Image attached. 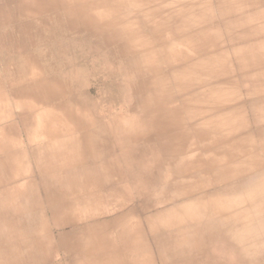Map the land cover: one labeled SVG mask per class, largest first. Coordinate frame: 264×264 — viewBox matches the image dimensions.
<instances>
[{"label": "crops", "instance_id": "0c3cea01", "mask_svg": "<svg viewBox=\"0 0 264 264\" xmlns=\"http://www.w3.org/2000/svg\"><path fill=\"white\" fill-rule=\"evenodd\" d=\"M177 1H188L192 7L190 18L182 20L186 34L194 35L196 30L220 25L209 21L210 10L202 6L204 13L198 11L202 1ZM23 3L17 0L15 12L0 3V63L5 52L3 43L12 41L18 48L13 59L14 70L5 73L0 65V238H5L7 230L17 246L27 239H30L29 244L37 243L41 236L35 230L36 222L42 220L43 226H40L46 228V234L50 231L54 235L57 230L56 242L69 256L71 264H152L145 251L147 242L148 251L154 253L155 264H245L248 261L256 264V260L264 264L261 262L264 254L258 255L261 250H252L250 242L252 239L255 243L256 238L253 222L264 213V78L249 77L235 66L233 72H237L233 77H221L216 79L218 82L205 85L206 90L209 85L220 87L216 90L221 91L220 95H215L220 96L219 104H213V95L207 92L205 99L209 105L205 110L189 115L173 114L185 117L183 122L179 120V126L195 133L197 146H183L184 154L178 153L174 144L165 151L163 138L168 134L161 133L163 141L158 137L155 156L147 164L148 146L136 153L128 143L127 136L135 131H129L127 125H109L125 115L110 110L106 115L94 112L95 119L105 125L66 129L39 125L41 118L46 119L48 109L58 110L68 101L64 93L73 77L69 73L53 77V71H44L43 77L29 76V66L41 68L33 53L37 37L44 36L54 42L47 29L42 34L38 22L43 18L53 21L54 16L46 10L45 17L39 18L41 4L38 0H34L29 9H25ZM130 10L129 16L149 19L146 27L149 34L156 36L160 32L161 15L139 7ZM202 19L201 23L193 24ZM13 20L27 24L23 23L20 32L15 31L10 23ZM175 26L178 30L182 28ZM57 35L61 40L55 38L56 44H60L63 51V43L70 37L68 28H62ZM21 41L23 44L19 45ZM21 68L28 72L24 77ZM57 84L65 88L54 90L53 85ZM37 85L44 86V95L36 89ZM139 132L143 136V132ZM52 133L59 134V143L65 145L62 156L72 150L67 145H73L71 152L75 151L80 157L70 164L64 159L67 165L54 172L40 167L48 164L45 151L56 143L50 141ZM209 155L214 157L209 158ZM133 161H140V170L132 169L129 162ZM101 162L108 164L110 171ZM183 163L188 169L179 171L177 166ZM87 170L94 172L90 173L94 186L85 180ZM63 173L79 181L77 189L66 188L76 195L73 197H77L75 202L79 200V203L71 204L72 209L60 210V216L54 218L49 197L55 195L56 189L49 182L54 176L63 180ZM73 173L76 176H72ZM85 189L89 196H85ZM87 197L92 202L83 205ZM259 227L264 228V223L258 222ZM72 241L76 247L69 250L68 243Z\"/></svg>", "mask_w": 264, "mask_h": 264}, {"label": "bare ground", "instance_id": "6f19581e", "mask_svg": "<svg viewBox=\"0 0 264 264\" xmlns=\"http://www.w3.org/2000/svg\"><path fill=\"white\" fill-rule=\"evenodd\" d=\"M38 1L41 4V8L39 6L37 14L39 18L45 17L47 13L46 10H48L50 15L54 16L53 21L48 18L47 21H45L43 18V20L41 19L38 22L39 29L43 30L42 34H44L45 29L48 30L51 40L54 39L53 44H56L55 38L58 37L57 34H59V31L67 27L70 37L75 36L78 39L86 38L87 41L91 43L92 49L94 51L96 50L99 56L103 54L105 61L110 60L108 55L111 53L118 56L122 54L126 57L125 61L127 60L128 63L132 60L135 61V67L139 68L138 71H140L142 75L141 78L148 84V89L145 90L142 87L141 93L137 98H128L127 95H129V93H126V106L129 108V114H127L128 116L126 119L128 118L130 120V124H126L123 118L120 117L109 122V125H127L129 126V131H135L131 136H127L128 143L131 145L130 148L133 149V152L136 153H138V151L141 152L143 146H148L149 154L147 164L150 163L152 156H155L156 140L158 137H163L158 132L168 134L163 138V149L165 151H168L172 144H174L175 150L178 153L183 152V150H181L183 149L182 147L188 144H191L194 148L197 146L198 142L195 133L192 131L190 132L187 128H180L179 126V120L183 122L185 117H174L173 114L189 115V113L194 114V112L200 109L205 110L208 107L207 105H209L205 99V94L207 92L213 95V104H219L220 96L215 95H218L217 93L220 95L221 91H216L220 87L218 85H209V90H206L205 85L209 84L211 81L215 83L217 81L216 79L221 77H233L232 72L234 70H232V68L235 66H239L242 72L249 77L251 76L254 79L257 77L264 78V0H215V4L202 2V6L206 10H211V7L215 8L220 18H217V20H220L221 23L220 25H214L212 29L196 30L194 35L186 34V30H184L185 27L182 20H188L192 12V7L190 8L188 1L185 0V2L181 3H177V0ZM45 2H47V4H45ZM134 6L140 9L144 8L146 12L152 11L162 16V27L156 36L146 31L147 24L149 23L147 21H149V19L144 21L143 19H137L128 15L127 11L132 7L135 8ZM61 16L64 17V20L60 19ZM66 17L68 18L67 20L65 19ZM202 21L203 19L194 23L192 21V23L195 25ZM175 25H177V27L179 25L182 28L178 30ZM141 27H144V29H141ZM83 33H85V36ZM57 39V41L61 40L60 37ZM65 40L64 38L63 41ZM64 45L65 43H63V49ZM229 51H231V53ZM230 61H233L234 64H230ZM29 68V76H45L42 68L36 66H29ZM22 69L23 68H21V70ZM106 69L108 70V68ZM164 70L170 71L171 74H162L161 72ZM80 72L82 71L78 69L77 71L66 70L65 72H61L62 76L64 73H69L72 74L73 77L72 81H68L67 89H65L64 93L68 101L66 103L64 102L63 107L58 110L55 108L48 109L46 111V116H44L46 119L41 118L39 122L37 121L39 125L47 124L52 125V127L57 125L59 128L62 127V129H66V127L71 128L74 126L80 127L94 124L105 125L102 124L99 119H95V114L93 115L94 112H97L100 103H96L92 101L91 98L85 97L82 88L79 89L78 85L82 82V77L80 78L82 74ZM27 73L28 72H26V74ZM58 74L60 73L56 70L53 71V77H57ZM134 75L135 74H133V76ZM149 76H151L150 79H148ZM170 76H172V78ZM156 79L159 80V84L163 87H155V85H157ZM173 80L175 82H173ZM65 86L57 84L53 85V88L59 91L64 89ZM258 86L260 87L262 85ZM36 89L44 95V86L37 85ZM73 90L76 92H72ZM64 96L61 97L64 98ZM216 99L218 102L215 101ZM63 101H65V99ZM150 113L156 116L160 115L161 117H165V119H162L161 124H153L151 123L153 119H151V117L149 118ZM235 125L237 126V124ZM139 131L143 132V136L139 135ZM58 135L59 134L55 133L51 134L53 139H50V141L56 143L53 147L50 146L48 151H45L47 156H44L46 159L48 158L46 161L48 164L43 163V169H48L52 172L67 165H65L64 159L67 158V163L70 164L74 161L77 162L76 160L80 158L77 157L75 151L71 152L74 149L73 145L67 144L68 149L71 148L72 150H70L67 155L65 154L62 156V150L65 149V145L59 143L60 140ZM160 140L163 141L162 138ZM212 142L213 141L210 143ZM208 146L212 147V145ZM85 147L91 146L85 145ZM241 150L242 149H240V151ZM37 151L39 156L43 155L39 149H37ZM101 154L103 155L102 151ZM182 154H184V152ZM212 156L209 158H212ZM197 157L199 158L200 156ZM167 158L169 159L170 156L168 155ZM198 158L195 161H198ZM100 160L103 159L100 158ZM181 160L184 161V158ZM101 163H104L106 170L110 171L108 164L105 162ZM129 163L132 169L140 170V161ZM214 164L216 165V163H213V165ZM177 168L180 171L181 169H188V166H185L183 163L182 165L179 164ZM92 171L93 170H87L85 172V180L88 181V184L90 183L94 186L95 180L90 176V173H94ZM151 171V168H149L148 176L151 175ZM72 176L76 175L74 174ZM62 177L63 180L54 176L52 177L53 180L49 182L51 187L54 186L56 189V191H53L55 195L49 197V203L50 206L52 204L51 207H53L54 213L68 207L72 209L71 204L79 203V200L75 202L77 197H73L76 195L68 191V189H77L79 181L77 179L72 180L74 177L71 179L65 176V174L62 175ZM66 178L72 181L69 182ZM85 191V196H89L88 190L85 189ZM89 199L90 197L84 198V204L92 202V200ZM145 251L147 252V250ZM94 253L96 254L99 252ZM185 263L187 262L185 261Z\"/></svg>", "mask_w": 264, "mask_h": 264}, {"label": "rangeland", "instance_id": "374dc122", "mask_svg": "<svg viewBox=\"0 0 264 264\" xmlns=\"http://www.w3.org/2000/svg\"><path fill=\"white\" fill-rule=\"evenodd\" d=\"M200 1L204 3L203 0ZM22 2H24L23 4L26 5L25 9H29L32 6L33 0H22ZM202 2L199 3L198 9L201 14L204 13V10L202 9ZM206 2L215 4V0H206ZM0 3H4L6 9L10 12H15L18 9L17 0H0ZM128 14L131 15V10L128 11ZM217 18H219L218 12H216L215 8L211 7L209 21H216L220 24L221 21H218ZM10 23L13 26V30L20 32V28H23L24 22L13 20ZM141 29H144V27H141ZM83 34L85 36V33ZM37 39L38 44L34 48L35 50L33 53L37 56V59L39 61L38 63L40 64L41 68L44 71L56 70L58 71V73L65 72L66 70L77 71V69L79 71H82L80 72L82 74L80 76V78L82 77V82L80 83V85H78L79 89L82 88V92L85 94V97L91 98L92 101H95L96 103H100L97 108V112L99 114L106 115L110 110L111 113L115 112L117 114L125 115L123 116V119H126V114H129V108L126 106L127 102L125 100L126 93H129V95H127L128 98H137L141 93L142 87L145 90L148 89V84H146V82L141 78L142 75L140 74V71H138L139 68L135 67V61L132 60L128 63L127 60L125 61L126 57L122 54H120L119 56L112 53L109 55L106 54L108 55V58L110 60L105 61V57L103 56V54L99 56L97 54V51H94L92 49L91 43L88 42L86 38L78 39L75 36L69 37V41L65 43L67 49H63V51L60 47V44H52L50 39H47L44 36H39L37 37ZM0 44L2 43L0 42ZM3 44L5 46V52L3 55L4 57L1 58L0 65L6 73L14 70V67L16 66L13 59H15V57L17 56L18 48L12 41H9L8 44ZM20 44L22 45L23 42H19V45ZM229 52L231 53V51ZM230 64H234L233 61H230ZM106 68H108V70ZM232 70L234 69L232 68ZM236 72L232 73L235 74ZM21 73L22 77L26 76L25 70H21ZM161 73L165 75V73H170V71L164 70ZM133 74L135 75L133 76ZM150 77L151 76H149L148 79H150ZM170 77L172 78V76ZM156 82L157 85H155V87H163L159 84L158 79H156ZM173 82L175 81L173 80ZM246 88H249V86L246 85ZM72 92L75 93L76 91L73 90ZM150 117L151 119H153L152 121L150 120L153 124H161L162 119H165V117H161L160 115L156 116L152 113L149 114V118ZM127 121V124L131 123L129 119ZM158 133L161 134V132ZM40 167L43 168L42 166ZM6 204L8 205V203ZM23 205L24 203L22 202V206ZM53 214L54 218L59 216L57 215L58 212H53ZM259 218V220H255V223L253 222V225L256 224V227L258 222H261L262 224L264 223V213H261ZM36 225L38 228L36 227L35 230L41 236L37 238V243L34 241V243L31 242L29 244L28 241L30 239H27L25 241L21 240L19 246H17L14 244L15 241L12 234L7 233L6 230L5 238H0V264H71L69 256L66 254V252L60 249L59 244L56 242V239L58 238L57 230H54V235L50 231L49 234H46V228H41L43 226L42 220H37ZM21 230L22 232L26 233L27 231H29L28 229ZM254 232L256 235V238L254 240L255 243H253L252 239H250L251 247L253 248L252 250L256 249L257 252L261 250L262 252L258 255L264 254V228H256L254 229ZM68 247L69 250H72L73 248L71 247L76 246L72 241L68 243ZM241 247L244 248L243 246ZM148 250L149 245L147 242V258L150 259L149 262L155 264L154 253H152V251L150 250L152 253L151 254ZM261 262L264 263V261ZM245 264L251 263H249L248 261ZM256 264H258L257 260Z\"/></svg>", "mask_w": 264, "mask_h": 264}]
</instances>
